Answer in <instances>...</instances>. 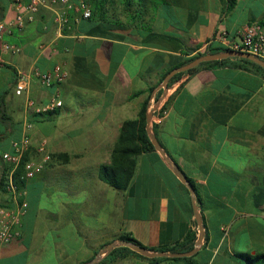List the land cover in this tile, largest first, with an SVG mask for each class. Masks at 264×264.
Returning a JSON list of instances; mask_svg holds the SVG:
<instances>
[{"label": "crops", "instance_id": "1", "mask_svg": "<svg viewBox=\"0 0 264 264\" xmlns=\"http://www.w3.org/2000/svg\"><path fill=\"white\" fill-rule=\"evenodd\" d=\"M18 1L30 0H0V20L15 18ZM103 11L106 20L74 13L72 28L59 35L53 12L42 9L7 35L20 53L0 49V178L2 153L23 133L27 96L15 92L18 73L57 64L68 71L52 87L33 80V98L59 95L63 105L31 115V155L45 141L52 160L26 182L22 234L0 243V264H253L241 254L264 253V77L229 57L186 70L166 92L162 82L181 62L222 47L208 45L218 34L238 40L247 24L264 21V0L232 7L228 0H108ZM144 105L147 112L158 106L153 131L164 153L139 155L120 190L101 179L100 167L111 163L123 123ZM174 166L195 182V199ZM7 203L0 190V205ZM195 203L205 236L193 255L115 250L129 233L149 250L187 251L200 233Z\"/></svg>", "mask_w": 264, "mask_h": 264}, {"label": "built area", "instance_id": "2", "mask_svg": "<svg viewBox=\"0 0 264 264\" xmlns=\"http://www.w3.org/2000/svg\"><path fill=\"white\" fill-rule=\"evenodd\" d=\"M18 13L11 21L0 20V49L3 52L17 54L21 46L7 40V35L14 29H23L28 22L34 21L37 13L42 9L53 12L57 34L62 35L72 28V15L89 19L92 16V7L86 0H30L24 4L17 2ZM218 42L222 47L235 51L248 52L264 60V21L247 24L238 32V40H230L225 33L218 34L208 42L211 45ZM48 45L42 44L44 51ZM35 76L43 87H52L65 81L68 71L60 64L46 72L20 71L15 85L18 95H26L25 118L23 133L13 140V150L4 151L2 158L7 164L5 175V191L9 195V203L0 205V243L6 244L18 239L22 234L23 218L29 209V202L25 190L28 180L42 172L52 160V153L48 150L45 141H42L31 155V129L33 123L31 115L46 114L57 110L63 105L59 95L52 96L47 102L39 103L31 95V88ZM29 159H25L26 155Z\"/></svg>", "mask_w": 264, "mask_h": 264}, {"label": "trees", "instance_id": "3", "mask_svg": "<svg viewBox=\"0 0 264 264\" xmlns=\"http://www.w3.org/2000/svg\"><path fill=\"white\" fill-rule=\"evenodd\" d=\"M125 1L127 5H130L131 0H125ZM236 1L237 0H228V7L234 6ZM89 2L91 3L92 7L94 5V7L96 8L95 11L92 8L93 10L92 16L89 19H93L95 16L96 17L100 16L102 19L106 20L103 9H104L105 3L108 2V0H89ZM150 4L152 3L150 2ZM231 50L232 49L224 48V47L208 48L205 52L199 53L196 56L191 57L181 62L179 66L186 65L192 60L196 59L197 57L207 54V53H218V52H226V51H231ZM227 59H230V58H225L221 60H213V61H204L200 63L198 66L189 69L188 71L192 72L202 65L225 61ZM239 59L251 64L256 69V71L260 72L262 76L264 77V67L263 66L247 58L240 57ZM184 73H186V71L176 73L169 80L168 87H170L171 84H173V82L181 78ZM54 112L55 111L49 112L46 114H36V116H42V115H47V114L50 115ZM0 113L2 117L4 118L5 113L2 108H1ZM146 114H147V105H144L137 119L126 120L123 123L117 143L112 152L111 163L104 164L100 167L101 179L117 189H120V190L126 189L128 185L130 184L135 174L137 157L145 152L155 150V146L146 128V125H147ZM29 157L30 155L28 154L26 155L25 159H29ZM7 170H8V167L5 166V169L3 170L1 178H0V190L1 191H5L4 182H5V175H6ZM188 179L190 180L192 185L195 186V182L190 178ZM119 238L121 240H127L130 242H134L141 247H145L140 241H138L136 238H134L129 233L121 234ZM195 240H196V235L194 234L191 239V243L185 248L187 251L193 249ZM119 248L129 251V252H134L131 248L125 245L115 248V250ZM178 250L179 248L177 247L171 249V251L173 252H176ZM241 256L244 257L246 260H248L250 263L254 264V263L262 262L264 264V253H259L256 255H252L249 253H242ZM156 258L157 257L153 259H156Z\"/></svg>", "mask_w": 264, "mask_h": 264}, {"label": "water", "instance_id": "4", "mask_svg": "<svg viewBox=\"0 0 264 264\" xmlns=\"http://www.w3.org/2000/svg\"><path fill=\"white\" fill-rule=\"evenodd\" d=\"M229 57L247 58V59H250V60H252V61H254V62H256V63H258V64H260L261 66L264 67V60L263 59H261L259 57H256V56H254V55H252V54H250L248 52H244V51L231 50V51H226V52L207 53V54H204V55H201V56L197 57L196 59L192 60L191 62H189L186 65H183V66H180V67L172 69L166 75V77L164 78V80L162 82V87L164 88V91L166 92L168 90V88H169L168 87L169 80L178 72H182V71H186L188 69H191V68L199 65L200 63L204 62V61L220 60V59H225V58H229ZM157 108H158V106L155 105L154 110L157 109ZM154 110L148 111L147 114H146V120H147L146 128H147L149 136L152 139V142H153L154 146L157 147L162 153H164V151H163L161 145L159 144V141H158V139H157V137H156V135L154 134V131H153L152 116H153ZM174 169H175L176 174L180 177V179L183 182H185L186 184L189 185V187H190V189L192 191L193 198L195 199L196 190H195L194 186L192 185V183L190 182V180L176 166H174ZM194 208H195L196 218H197V221H198L199 226H200V233H199V236H198V238H197V240L195 242V245H194L192 250L185 251V252H178V253H170V252L167 253V252H164V251L149 250L146 247H141V246L137 245L136 243L130 242V241H127V240H122V241H120V243L125 245V246H127V247H129V248H131L132 250H134V251H136L138 253H141V254H144V255H147V256H150V257L165 256V255H168V256H191L194 253H196V251L198 250L199 245L201 244V242H202V240H203V238L205 236V227H204V224H203L202 216H201V214L199 212V209H198V206H197L196 203L194 204ZM114 246H116L115 242L110 243L103 251H101L99 253L98 256L100 257V255L102 256L106 252L112 250L114 248Z\"/></svg>", "mask_w": 264, "mask_h": 264}, {"label": "rangeland", "instance_id": "5", "mask_svg": "<svg viewBox=\"0 0 264 264\" xmlns=\"http://www.w3.org/2000/svg\"><path fill=\"white\" fill-rule=\"evenodd\" d=\"M87 1H89V0H87Z\"/></svg>", "mask_w": 264, "mask_h": 264}]
</instances>
